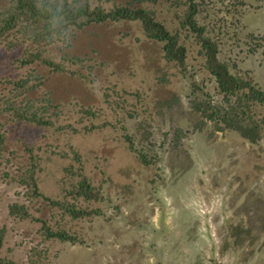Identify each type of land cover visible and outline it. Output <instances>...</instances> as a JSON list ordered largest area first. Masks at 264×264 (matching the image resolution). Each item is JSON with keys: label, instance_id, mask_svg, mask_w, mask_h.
I'll return each instance as SVG.
<instances>
[{"label": "rangeland", "instance_id": "374dc122", "mask_svg": "<svg viewBox=\"0 0 264 264\" xmlns=\"http://www.w3.org/2000/svg\"><path fill=\"white\" fill-rule=\"evenodd\" d=\"M82 3L152 12L174 37V53L141 21L93 23L71 48L35 38L26 17L7 21L0 258L264 264V132L252 142L211 122L195 130L197 103L224 99L218 65L264 86V0ZM9 8L0 0V14ZM255 112L264 119V107ZM177 129L187 135L176 148Z\"/></svg>", "mask_w": 264, "mask_h": 264}, {"label": "trees", "instance_id": "16d2710c", "mask_svg": "<svg viewBox=\"0 0 264 264\" xmlns=\"http://www.w3.org/2000/svg\"><path fill=\"white\" fill-rule=\"evenodd\" d=\"M157 2V0H155ZM10 8L7 12L0 14V34H5L10 21L16 24L23 17L32 21L30 27H35L37 33L35 38H43L46 41L63 42L71 48L70 40L76 38L77 33L93 23H105L107 21H120L123 19L141 21L150 36L158 41H168L167 48L169 54L174 53L175 39L170 35L164 25L155 20L153 13L145 9L132 6L117 7L110 11H105L100 7L92 9L89 5H83L82 0H9ZM246 1L241 2L244 6ZM4 17H8L4 19ZM189 19H192L191 17ZM6 24V25H7ZM33 30V28H32ZM216 59L211 57V61ZM32 61L26 57L23 64ZM217 76L224 93V99L220 102L206 100L198 102L196 109L201 113V119L196 124L195 130H201L208 123H213L221 131L234 130L252 142H259L263 138L264 119L259 120L255 110L264 107V86H255L251 81H245L242 77H237L231 73L227 65H218ZM35 102L29 101L27 109L33 110ZM48 106H46L47 108ZM26 110V109H24ZM30 112V111H29ZM28 111H26V114ZM29 118L30 116H28ZM33 115V114H32ZM34 116H37L34 114ZM177 142L187 135L183 129H177ZM71 210V209H70ZM71 212L75 213L76 210ZM16 210L14 209V212ZM78 216V215H77ZM57 236V235H56ZM59 238H63L59 234ZM0 264H9L0 258Z\"/></svg>", "mask_w": 264, "mask_h": 264}]
</instances>
